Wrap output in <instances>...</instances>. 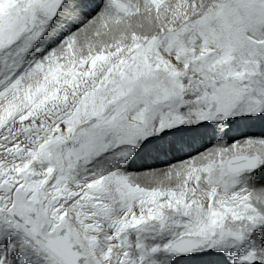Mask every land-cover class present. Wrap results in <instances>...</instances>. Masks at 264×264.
<instances>
[{
    "label": "snow or ice",
    "instance_id": "6c2138e0",
    "mask_svg": "<svg viewBox=\"0 0 264 264\" xmlns=\"http://www.w3.org/2000/svg\"><path fill=\"white\" fill-rule=\"evenodd\" d=\"M264 0H0V264H264Z\"/></svg>",
    "mask_w": 264,
    "mask_h": 264
},
{
    "label": "rangeland",
    "instance_id": "374dc122",
    "mask_svg": "<svg viewBox=\"0 0 264 264\" xmlns=\"http://www.w3.org/2000/svg\"><path fill=\"white\" fill-rule=\"evenodd\" d=\"M244 131L248 132L249 134L253 135H261L264 134V125L255 124L252 126L247 127Z\"/></svg>",
    "mask_w": 264,
    "mask_h": 264
}]
</instances>
